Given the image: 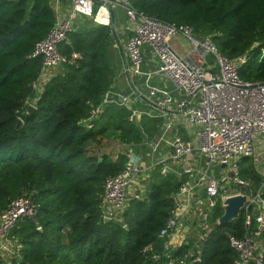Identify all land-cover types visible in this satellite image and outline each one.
Instances as JSON below:
<instances>
[{
    "label": "trees",
    "instance_id": "1",
    "mask_svg": "<svg viewBox=\"0 0 264 264\" xmlns=\"http://www.w3.org/2000/svg\"><path fill=\"white\" fill-rule=\"evenodd\" d=\"M131 3L138 13L189 27L199 38L210 37L230 59L248 55L238 70L241 77L264 81V0ZM55 23L50 0H0V213L22 197L33 198L38 210L36 222L19 221L8 236L16 249L13 262L165 264L159 234L176 209L175 197L185 178L158 165L143 198L127 201L120 223H105L103 209L106 180L120 174L127 160L125 154L107 150V143L151 141L162 120L145 117L136 125L129 121L126 107L112 103L92 128L81 123L103 102L114 81L107 55L111 26L91 21L68 34L61 54L80 57L55 73L36 110L26 113L24 102L43 64L41 57L30 55ZM19 120L22 125L17 128ZM240 176L253 183V191L261 187L263 178L250 158L242 159ZM222 215L219 202L198 254L200 261L191 264H236L238 254L229 237L241 239L247 233L246 214L219 225ZM5 258L0 253V264H7Z\"/></svg>",
    "mask_w": 264,
    "mask_h": 264
},
{
    "label": "built area",
    "instance_id": "2",
    "mask_svg": "<svg viewBox=\"0 0 264 264\" xmlns=\"http://www.w3.org/2000/svg\"><path fill=\"white\" fill-rule=\"evenodd\" d=\"M72 3V9L66 19H56L55 25L45 39L36 44L30 55L32 58L41 57L43 64L40 77L31 84L32 93L24 102L25 110L29 105L37 106L48 83L56 73L54 70L73 64L80 57L77 53H73V57L68 58L60 52V46L66 42L68 34L74 29L75 16L81 15L91 18L101 26H110L111 8L124 9L132 22L131 34L125 45V55L129 62L127 71L138 76L143 75L142 49L145 44H149L152 47V54L158 60L159 73L171 79L178 90L183 92L181 99H175L170 92L153 87L150 88L151 96L156 99L160 107L174 106L197 131V146L176 135L171 142L168 159L153 167L166 166L167 161L178 162L195 149L206 157L208 166L222 168V165H225L227 168L225 170L228 172L223 181L215 177L206 179V196L201 204L204 208L203 218L198 225L203 232L201 241L204 242L211 230V217L217 204L219 202L222 204L230 195L246 194L248 203L253 205L251 212L245 211L247 233L241 239L230 236L229 243L238 254L236 264H263L264 248L258 246L252 232L256 229L259 235L264 236V181L260 188L253 191V183L240 176L242 159L252 158L253 166L264 178L257 167L259 160L256 154L260 145L264 150V81L250 82L241 77L238 70L248 61V55H241L235 60L230 59L219 51L210 37L199 38L189 27L178 28L138 13L132 6L131 0H72ZM181 33L190 39L193 46L192 53L200 56V64L180 56L171 46L170 39ZM209 58L212 61H209ZM112 103L123 105L112 100L107 92L103 102L94 107L90 116L81 123L89 129L92 128L95 121L104 114L106 105ZM129 111L131 112L129 121L140 125L145 113L135 109ZM145 144L156 151V146H153L147 138ZM118 148L120 153L126 155L127 160L120 174L108 177L106 180L103 209L105 219L110 218L111 221L120 223L127 209V201L130 199L128 191L140 185L141 190L132 197L143 198L149 177L146 176L140 181V177L146 172L141 170L138 157L133 153H124L121 145ZM262 166L264 167V162ZM229 171L235 173L233 178L228 177ZM185 173L192 175L193 169L187 168ZM235 187L244 190H233ZM195 189L191 179L184 180L175 199L179 194H191ZM245 189L249 193H245ZM37 218L36 202L29 197L13 199L0 213V253L3 256L12 258L16 251L8 236L18 222L21 220L36 222ZM177 220L175 209L168 218L166 227L159 234L160 239L163 240L161 246L165 264H191L200 261L198 254L201 252H196L194 247H189L186 252L178 255L177 253L188 244L169 243L168 238L176 232ZM151 248L149 247L145 252ZM155 257L159 256L155 255Z\"/></svg>",
    "mask_w": 264,
    "mask_h": 264
},
{
    "label": "crops",
    "instance_id": "3",
    "mask_svg": "<svg viewBox=\"0 0 264 264\" xmlns=\"http://www.w3.org/2000/svg\"><path fill=\"white\" fill-rule=\"evenodd\" d=\"M50 4L54 11L55 18L62 20L66 19V16L70 13L73 6L72 0H50ZM111 17V31L107 42V55L114 74V81L108 94L112 100L123 103V106L128 110L135 109L145 113L144 118L150 117L162 120L159 134L149 141L153 146H156L155 152L148 144H145L146 139L137 145L107 143V150L115 147V145H117V147L121 145V150L124 153H133L138 157L141 170L146 172L140 177L141 181L144 177L146 178V176L149 177L151 175L155 164L168 159L171 152L170 145L174 136L179 135L182 139L190 141L197 146V131L174 106L160 107L156 99L151 96L150 88L153 87H158L170 92L175 99H181L183 92L178 90L171 79L159 73L158 60L154 54H152V47L149 44H145L142 49L143 63L141 71L143 75L138 76L127 71L129 62L127 61V55H125V45L131 34L132 22L130 18L127 17L124 9L120 7L111 8ZM75 18L74 29L93 21L91 18L81 15H76ZM188 54L187 58L191 62L200 64L201 59L199 55L192 52ZM209 61H212V59L209 58ZM54 72L57 73L58 70H54ZM261 147L263 146L260 145L258 147L257 153L262 149ZM113 151L118 156V152L116 150ZM255 158L257 159V157ZM165 167L178 173V177L185 178V180L191 179L196 187L191 194H179L177 196V229L176 232L168 238V241L170 244L176 245L182 243L186 245L187 243L190 247H194L196 252L200 253L204 246L201 241L203 232L198 226L203 218L204 212V208L201 204L206 196V179L215 177L216 167L208 166L206 157L202 156L198 149H195V151L189 155H185L178 162L167 161ZM187 168L193 169L192 175H187L185 173ZM227 172V170L222 169L218 179L223 181ZM261 173L264 176L263 169H261ZM140 190V185L138 187L134 186L128 191V197L131 198ZM252 233L255 242L263 249L264 242H262V238H264V236L259 235L256 231ZM162 242L163 240H161V243Z\"/></svg>",
    "mask_w": 264,
    "mask_h": 264
},
{
    "label": "water",
    "instance_id": "4",
    "mask_svg": "<svg viewBox=\"0 0 264 264\" xmlns=\"http://www.w3.org/2000/svg\"><path fill=\"white\" fill-rule=\"evenodd\" d=\"M35 110L36 107L29 105V107L26 110V113L30 114ZM21 125H22V121L19 120L17 124V128H20ZM222 168H226V166L222 165ZM165 169L167 172L179 176V174L174 172L172 169L167 167ZM234 175L235 173L233 171H229L228 177L233 178ZM221 206L223 209V215L218 219L219 225H224L225 223H231L233 221H236L240 218V215L244 211L251 212L253 208V205L248 203V196L246 194L230 195L223 200ZM110 221H111L110 218L105 219V223H109Z\"/></svg>",
    "mask_w": 264,
    "mask_h": 264
},
{
    "label": "rangeland",
    "instance_id": "5",
    "mask_svg": "<svg viewBox=\"0 0 264 264\" xmlns=\"http://www.w3.org/2000/svg\"><path fill=\"white\" fill-rule=\"evenodd\" d=\"M170 44L173 47V49L180 56H183L184 58H187V56L189 55L188 53H191L193 51V46H192L190 39L185 34H182V33L178 34V36L170 39ZM111 150L112 151L116 150L118 152V154H120V150L117 147V145H115V147H113ZM115 155H117V154H115ZM257 157L259 160V163L257 164L258 169H260V170H261V168L264 169V167L262 166V163L264 162V150L263 149H260L259 153H257ZM253 160L254 159L250 158V162L252 163V165L254 164ZM240 167H241V163H240ZM222 169H226V168H221L220 166L216 167V170H215L216 175H214L216 178H219V174H220V171H222ZM233 190L243 191L244 188L240 189L238 187H235ZM233 192H235V191H233ZM262 242H264V238H262ZM5 261L7 264H14L13 259L10 256H7L5 258ZM19 261H20V259H19ZM16 264H19V262L17 261Z\"/></svg>",
    "mask_w": 264,
    "mask_h": 264
}]
</instances>
